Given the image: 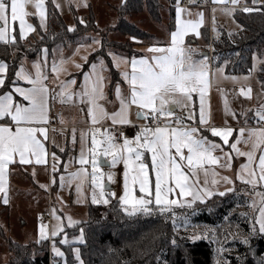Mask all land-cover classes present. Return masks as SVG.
Masks as SVG:
<instances>
[{
	"label": "snow or ice",
	"instance_id": "1",
	"mask_svg": "<svg viewBox=\"0 0 264 264\" xmlns=\"http://www.w3.org/2000/svg\"><path fill=\"white\" fill-rule=\"evenodd\" d=\"M52 2L57 9L61 7L56 0ZM69 2L75 3L78 8L89 6L87 0ZM190 2L196 3L197 0ZM212 3L224 5L220 10L228 16H233L237 11L264 16V0H252V6L245 3L243 7L241 0H212ZM125 4L126 0H122L121 7ZM28 5L35 9L34 13L26 10ZM215 11L216 8H213L212 12ZM29 15L37 16L39 27L47 29L45 0H0V43L18 48L19 40H25L29 33L35 32L34 25L26 20ZM191 16L193 13L182 7L180 0H176L175 30L170 32L167 42L153 44L146 49L145 55L132 56L130 59L108 52L114 67L119 69L122 63L126 66L120 75L128 85L125 93L120 82L116 83L114 95L119 107L111 112L102 103H110L104 90L107 64L102 57H97V61L91 63L90 72L83 73V81L78 90L71 89L77 83L72 78L59 81V91L48 86V48H42L41 58L32 61V71L27 70L22 62L11 79L10 64L0 59V89L8 88L0 94V194L5 205L9 204L11 165L47 164L46 157L49 153L45 141L48 139L47 125L51 119L50 101H58L60 104L83 105L80 111L84 112L86 108L89 123L87 129L80 130V153L78 158H74L79 168L68 171V164H65V172L59 173L60 160L55 152L50 154L53 173L50 184H57V175L61 189L71 188L75 183L77 203H84L86 197L83 186L89 182L91 203L108 205L110 198L115 197L116 193L106 189L104 180L107 177L111 182L114 173L111 170L105 172L103 168L106 166L112 169L122 162L123 192L118 197L120 211L126 217L159 216L165 222L170 220L175 233L180 227L186 229L191 226L188 213L184 211L178 214L177 209L191 210L194 213L198 202L204 204L214 196L223 197L229 192H235V181L238 180L247 186V191L251 194L248 203L251 212L242 213L249 218L250 227L247 233H243L239 230V225H236L237 231L228 232L223 239L217 236L215 228L211 230L212 242L219 244L215 249V264H231L227 255L232 249L225 246L229 239H239L250 248L254 237L264 236V104L255 109L253 117L260 126L241 127L238 130L231 126H210L208 95L215 73L210 67V57L185 42V37L190 33L200 37V28L204 24L203 11L196 12L195 18H185ZM77 19L80 25L87 26L82 17ZM16 22L19 25L18 36L15 34ZM76 30L75 24L67 26L68 32ZM212 31L218 39L220 33L215 26L214 16ZM228 35L231 37L233 33L229 32ZM88 39L92 44L103 47L102 39L98 35L81 38ZM131 40L139 42L135 36ZM85 47L91 45L79 43L76 52ZM82 59L87 62L88 54ZM66 62L63 57L59 61L53 58L50 71L57 80L61 72L67 71L64 68ZM257 62L264 63L258 61L254 55L250 74L256 69ZM75 66L82 68L83 64ZM215 71L224 74L223 66ZM21 81L28 86H21ZM219 91L224 99L225 114L235 118L236 113L230 108L224 90ZM239 91L250 98V87L247 90L242 87ZM16 96L20 99H16ZM194 97L198 98V106ZM133 108L136 119L143 120V124H134L131 119ZM178 109L183 114H178ZM247 119L245 116V123ZM105 121H111V125L106 128L98 127ZM64 122L60 115V123ZM129 125L138 129L133 137L129 138L123 132H117L116 126ZM71 131L72 143L75 144L76 129ZM205 133L213 138L218 137L221 142L210 139ZM230 137L234 138L230 140ZM240 144L247 145V150H241ZM224 146H228V151L224 150ZM60 151L65 149L61 148ZM240 157L244 161L238 164L235 178L217 171V168L233 170L234 160ZM221 184L225 186L223 191L219 190ZM40 187L47 190L49 185L40 184ZM52 215L57 223L50 230L41 223L38 242L51 240L54 255L61 258L64 264H69L65 251L57 246V237L62 236L59 244L70 248L71 264H87L81 247L87 246L85 229L80 227L79 234L71 238L66 231V228H74L85 222L67 216L65 224L64 218L56 215L55 209ZM207 236L206 231L204 238ZM190 238L195 241L201 237L193 234ZM171 244L176 246L175 237ZM236 259L243 264V257L238 255ZM258 264H264V256Z\"/></svg>",
	"mask_w": 264,
	"mask_h": 264
},
{
	"label": "trees",
	"instance_id": "2",
	"mask_svg": "<svg viewBox=\"0 0 264 264\" xmlns=\"http://www.w3.org/2000/svg\"><path fill=\"white\" fill-rule=\"evenodd\" d=\"M156 8H159L158 0H126L120 12L122 16H119L117 24L111 28V31L155 39L153 33L142 30L125 16L133 13L134 10L148 9L150 14L159 20L160 14ZM233 16L240 28L237 31L222 29L218 39L216 36L212 37L211 60L214 65L225 64L227 61L225 66L230 73H247L252 70L254 54L264 51V16L259 13L247 14L240 11ZM73 17V24L76 25L77 30L68 32L69 24L54 5L48 4L46 33L50 34L49 37L44 36L45 38L40 39L28 50L22 43L24 40H19L18 44L22 45L21 51L15 58L9 56V45L0 43V59H4L11 66L9 78H13V73L22 56L34 57L44 47L52 49L58 45H73L88 41L89 39L81 40V38L89 36V32L93 31L97 25L91 6L84 19L87 26L78 23L77 18L80 17L76 13ZM170 18L172 29L175 27V9L170 12ZM229 32L233 33L231 37L228 35ZM15 34L18 36L17 30ZM202 36L205 37V41H209L208 29H203ZM102 44L101 49L90 55L88 62L103 56L107 60L111 76L116 78L117 71L104 46H114L118 51L129 54L133 53V49H128L127 43L110 41L106 36L102 38ZM213 57L215 59H212ZM88 62L85 68L89 66ZM257 73L259 82L264 88V63L260 64ZM6 89L8 88L0 89V92ZM245 193L238 188L235 192H229L223 197L214 196L204 204L198 202L194 213L191 210L177 209L178 214L184 211L188 213L191 226L186 229L180 227L175 233L171 221L165 222L159 216L126 217L120 211L118 199L112 200L107 206L91 203L87 206L88 217L80 226L85 229L87 240V246H81L83 258L87 264H215L217 259L215 249L219 247V244L212 242L211 230L215 228L220 239H223L228 232L235 233L236 225H239V230L243 233L249 230L250 220L242 215V213L251 212L248 207L249 198ZM225 217H228L227 221ZM66 231L72 234L77 233L74 229ZM206 231L208 236L204 238ZM193 234L201 238L193 241L190 238ZM173 237H175L176 246L171 244ZM250 244L249 248L239 239L228 240L225 246L232 249L227 255L231 264H240L236 259L238 255L244 258L243 264H258L264 256V236L254 237ZM8 246L11 257L6 264H50V255L45 241L34 244L10 241ZM63 248L70 252L67 246L63 245Z\"/></svg>",
	"mask_w": 264,
	"mask_h": 264
},
{
	"label": "rangeland",
	"instance_id": "3",
	"mask_svg": "<svg viewBox=\"0 0 264 264\" xmlns=\"http://www.w3.org/2000/svg\"><path fill=\"white\" fill-rule=\"evenodd\" d=\"M47 0H45L46 2ZM52 1V0H51ZM94 6V15L96 17V28L93 31H90V34L98 35L101 39L106 36L108 40L120 42V43H127L128 49H133V45L137 42L131 40V37L135 36L137 41L139 42H151V41H162L166 39L169 35V29H171V18L170 12L175 9V0H158L159 8L158 10L160 14V19H155L148 9H144L142 11H135L131 14H127L125 16L126 19L135 23L139 28L145 30L147 32L153 33L155 35V39H145L140 38L136 35H126L119 31H111V28L114 27L117 22L119 16H122L121 7L122 0H88ZM87 1V2H88ZM110 1V3H109ZM57 3L61 5L58 11L61 13L65 21L71 25L73 24V11L74 9L77 11L78 16L81 18H85L87 16L86 8L87 7H77L75 3H70L69 0H56ZM198 3L203 4V2H209L205 0L197 1ZM248 3H252V0H247ZM53 3V2H52ZM192 5L194 3H191ZM198 5V4H195ZM199 6V5H198ZM147 8V7H146ZM222 7H217L214 13L215 15V26L218 29L219 26L225 28L228 31H237L240 27L234 16H228L223 13L220 9ZM85 10V11H84ZM39 19V18H38ZM48 21V16H47ZM218 21V23H217ZM48 26V25H47ZM48 27L46 30L40 29L39 32L33 35L32 38H28L24 40L22 43L25 45V49L31 48L37 44V42L42 39L44 36L49 37ZM215 34V33H214ZM213 35V34H212ZM203 37V36H202ZM45 38V37H44ZM192 45L196 47H202L201 52L208 51L209 57H212V37L209 36V41H205V37L201 38L200 42H192ZM21 46L18 44V48ZM57 48V47H56ZM106 51L108 52L113 50L117 51L114 46H104ZM101 49V47L99 48ZM98 49V50H99ZM19 51V52H20ZM97 51V50H96ZM258 61H264V51L262 53H255L254 54ZM260 62H257L256 69L254 71L247 72V73H230L226 71L225 64L221 65H214L215 70L223 66L225 76L229 77L228 79L224 80V91L225 94L230 97L229 99L235 98L238 100L237 103H232L228 101L230 108L233 110V105L238 104V116L240 121H245V116H247V122L253 119V114L255 109L258 108L260 105L264 104V90L260 89L252 83L253 76L256 75L257 71L260 67ZM253 69V66H252ZM215 73L217 75H221L219 72ZM223 74V75H224ZM230 77H236V80L231 79ZM247 77V79H245ZM114 78V77H113ZM120 79L117 75L114 80ZM245 88L247 90L249 87L251 88V96L245 97L240 94V88ZM255 94L256 97V104L253 102L252 95ZM226 96V98H228ZM243 96V98H240ZM244 113V115H241ZM228 120H232L231 115H226ZM137 120V119H136ZM138 124H143V120H138ZM256 121V120H255ZM124 127L118 128L117 132L124 133ZM208 135V134H206ZM209 138H211L209 136ZM213 138V137H212ZM211 138V139H212ZM215 139V138H213ZM122 142V141H121ZM58 144V148L61 149V142L56 143ZM228 147H224L226 151ZM71 152L69 150H65L63 152L56 151V154L59 155L62 159H65ZM240 161H244V159H240ZM238 164H234V170L237 168ZM16 171L12 173V184H11V199L9 204L5 205L4 203H0V264H6L10 257L11 253L8 251V243L10 241H17L23 244H34L40 240L39 237V227L40 224L43 223L49 227L56 224L57 221L53 218L52 212L53 209L56 211V215L64 218L65 224L67 223L66 217L71 216L75 220L85 221L88 217V210L87 206H78L75 202H71L70 204L62 203L58 198L56 199L53 196L52 191L54 189L57 190V184H50V179L47 178L45 173V169H34V168H27L25 166H20L19 168H14ZM73 169V168H72ZM74 170V169H73ZM103 170L105 172L112 171L114 173L113 180L109 182L107 177H105V184L106 189L108 191H112L116 193L115 197L110 198L111 203L112 200L118 199V197L123 192V163H118L114 168L109 169L108 167H104ZM33 171H35V176H33ZM50 172L48 171V177ZM32 174V176H30ZM202 180V177H201ZM40 184H48L49 187L47 190L40 187ZM224 185L221 184L219 186V190L222 191L224 189ZM240 189L245 193V195L249 198V202L251 200V194L247 191V186L242 184L240 181H235V189ZM52 193V198L50 194ZM138 194V190L137 193ZM209 200V199H208ZM108 204V205H109ZM107 206V205H106ZM47 215H50L51 220L50 222L45 218ZM79 225L74 228H66L74 229L77 233H70L67 232L69 238L79 234ZM50 230V228H49ZM62 236L57 237V246L61 248L62 251H65L67 260L69 264L72 262L71 251L68 252L63 248V245L59 244V239ZM46 246L49 251L50 261L54 263L58 261L60 264H64L63 260L59 257H56L51 250V240H46ZM65 246V245H64ZM78 246V245H74ZM68 247V246H67ZM69 248V247H68Z\"/></svg>",
	"mask_w": 264,
	"mask_h": 264
},
{
	"label": "crops",
	"instance_id": "4",
	"mask_svg": "<svg viewBox=\"0 0 264 264\" xmlns=\"http://www.w3.org/2000/svg\"><path fill=\"white\" fill-rule=\"evenodd\" d=\"M88 1V0H87ZM241 2H247V0H241ZM110 3V1H109ZM48 4H52L51 0H47L46 1V6H47V13H48ZM111 4V3H110ZM88 7L85 9L87 12V15L89 13L90 10V6L94 12V6L93 4L88 1ZM55 6V5H54ZM182 6V5H181ZM182 7H186V6H182ZM217 7H224V5H216L212 3V0H210L209 2H203L202 5H195V4H191L190 6H187L186 8H188L192 13L193 16L191 17H185V18H195V13L199 12V11H203L204 12V24L201 25L200 28V32H201V36L200 37H196L194 34L190 33L188 36L185 37V42L187 45L191 46V47H195L194 45H192V42H200L202 37V31L203 29H208L209 31V35L210 37H214L215 34L212 31L213 28V16L215 17L214 13L212 12L213 8H217ZM26 10L29 13H34L35 9L31 6L28 5L26 6ZM84 10V11H85ZM76 13L77 11L74 9L73 14ZM61 14V13H60ZM48 16V15H47ZM78 16V14H77ZM79 17V16H78ZM85 19V18H84ZM26 20L33 24L35 27V32L33 33H29L28 37L25 39L27 40L28 38H32L34 34H36L37 32L40 31V27H39V19L37 16L35 15H29L28 17H26ZM65 20V19H64ZM74 20V17H73ZM216 22V19H215ZM218 23V21H217ZM47 25H48V21H47ZM15 30L18 31V22H16L15 24ZM48 27V26H47ZM240 27V25H239ZM222 29H225L223 27H221V25L218 28L219 33L221 32ZM44 30V29H42ZM175 30V27L172 29H169V34L171 31ZM168 34V35H169ZM213 34V35H212ZM89 36H96L93 34L89 33ZM169 39V36L162 40V41H151V42H137L133 45V53L129 54L126 52H121V51H113L111 50V52L115 53L118 57L123 55L125 57H128L129 59L132 56H141V55H145L146 54V49H148L151 45L153 44H158V43H164L167 42ZM85 45H91V47H85V48H80L79 52H76V49L78 47V44H69V45H58L55 46L52 49H49V55H48V65H49V72H48V86L50 89L55 88L56 91H59V81H63V80H69L72 78H75L77 83L75 85L71 86L72 90H78L80 88V84L83 81V73L84 72H90V65L92 62L97 61L96 59H92L91 61L88 62L90 55L95 52L92 51L93 48H96L97 50L100 48L97 45L92 44V41L89 39L88 41H84L82 42ZM57 47V48H56ZM45 48V47H44ZM202 47H196L195 49L201 51ZM53 50H56L55 52ZM20 48H14L13 46H9V56L11 58H15L17 56V54L19 53ZM76 52L75 55H73V53ZM109 52V50H108ZM107 52V54H108ZM88 54V60L87 62L89 63V66L87 68H85V64L87 62H85L82 57L84 55ZM109 56V55H108ZM61 57H63L67 62L64 64V68H66V72H61L59 74V79L57 80L55 78V74L51 73L50 71V66L52 63L53 58H55L57 61H59L61 59ZM98 57H102L105 61V63L107 64V70L104 72V75L106 77L105 80V93L107 96V101L108 102H104L102 101V103H105V107L107 108V110L109 112L114 111L116 108L119 107L118 102L115 99V95H114V88L117 82H120L121 84V88L122 90L127 93L128 90V85L123 81V78L120 75V72L123 71L125 69V65L122 63L120 65V68L117 69L116 67L115 70L117 71V74L119 76L120 79H118L117 81L114 80V78L111 76L110 73V68L109 65L107 63V60L103 57V56H98ZM110 57V56H109ZM38 58H41V52H39L36 56L34 57H29V56H22L21 59L19 60L18 66L16 69L19 68L20 64L23 62L24 66L27 70L32 71V61L37 60ZM110 60L112 62V58L110 57ZM73 61L75 63H73ZM76 64H83L82 68H77L75 65ZM113 65V64H112ZM210 67L213 70V72L215 73V67L214 64L212 63L211 57H210ZM227 71V70H226ZM258 72V71H257ZM225 74L224 75H217L216 73L213 75L212 77V83H211V87L209 90V95H208V103L210 106V126H217V127H224V126H231L234 130H238L241 127H257L260 126L256 123L255 119L253 118L250 123H245V121H240L239 116H238V104H234L233 105V110L236 113L235 118H233V116H231L232 120H228L224 111V99L221 97L220 95V89L224 90V80H225ZM21 86L23 87H27V83L24 81H21ZM252 83L254 84V86L263 89L264 88L261 86L259 79H258V73H256L255 76H253L252 78ZM8 89L4 90L7 91ZM3 92V91H2ZM2 92H0V94H2ZM225 92V91H224ZM227 96V95H226ZM228 97V96H227ZM253 102L254 104H256V95L253 94ZM16 99H20V97L16 96ZM230 97L227 98V101H230L232 103H237L238 100L235 98L229 99ZM240 98H243V96H240ZM196 105L198 106V98L194 97ZM83 107V105H75V104H60V109H61V113H62V117L64 119V126H62L58 132V134H52L51 136V147L49 146V142L48 139L45 141V145H46V149L47 152L49 153V155L46 157L47 160V164L46 165H20L19 163L13 164L10 166V176H9V201L11 199V184H12V173H14L16 171V169L14 168H19L20 166H25L27 168H34V169H45V173L47 175V178H49L51 180V177L53 176V173L51 171V164H52V158H51V153L58 151L61 152L60 149L58 148V144L61 142V148H64L65 150H69V152H71L65 159L61 160V157L59 155L56 154V156L59 158L60 160V165L59 167V173H64L65 169H64V165L68 164V171H75L77 168H79V165L77 163L74 162V158H78L79 157V153H80V130L81 129H87L89 127V123H88V118L86 116V110L84 112L80 111V109ZM178 114H183L182 112H180V110H177ZM254 117V114H253ZM131 119L133 120L134 124H138V120H136V116H135V108L132 109V114H131ZM227 122V124L225 123ZM111 125V121H105L102 124L98 125V127L101 128H106L109 127ZM124 127V134L126 136H128L129 138L133 137L136 133V131L138 130L136 127L133 126H123ZM75 128L76 129V142L75 144L72 143V129ZM48 129V128H47ZM208 133H205V135ZM48 135V132H47ZM210 136V134H208ZM235 135V132H234ZM211 137V136H210ZM212 138V137H211ZM210 138V139H211ZM234 137H230V140H232ZM213 139V138H212ZM217 140V142H221L219 140L218 137L215 138ZM54 142V143H53ZM90 143V141H89ZM224 147H228V146H224ZM239 147L241 148V150H247L248 146L245 144H240ZM228 151V149L226 150ZM217 155H220L219 152L216 153ZM243 157L237 158L236 160H234V164H239L242 163L240 161V159H242ZM244 159V158H243ZM238 167V165H237ZM74 170H73V169ZM236 170V169H235ZM235 170H231V171H225L223 169L217 168L218 172H221L224 175H228L231 176L233 178H235ZM48 171L50 172L49 177H48ZM32 176V174L30 175ZM57 182H58V175H57ZM224 190V189H223ZM222 190V191H223ZM83 192H84V196L86 197L84 203H77V199H78V194L75 190V183H73V185L71 186V188L69 187H65L63 189L57 188L54 189L53 196H55V198L58 199L65 204H70L71 202H75L76 205L78 206H88L89 204H91V200H90V196H91V185L89 182H86L83 186ZM52 193L50 194V197L52 198ZM0 203H3L2 201V194H0Z\"/></svg>",
	"mask_w": 264,
	"mask_h": 264
},
{
	"label": "built area",
	"instance_id": "5",
	"mask_svg": "<svg viewBox=\"0 0 264 264\" xmlns=\"http://www.w3.org/2000/svg\"><path fill=\"white\" fill-rule=\"evenodd\" d=\"M180 2H181L182 6H186L187 7V6L191 5L190 0H180ZM245 3H247L249 6H252V3L241 2V7H243V5ZM194 4L201 5V3H198V2H196ZM228 6H230V5H228ZM85 110H86V108H85ZM58 113L60 115H62L61 109H60V103L58 101L57 102L50 101V117H51V119H50L49 124L47 125V128H48V142H49V146L50 147H51V136H52V134H54V133L58 134L60 128L62 126H64V124L60 123V115H57ZM122 127L123 126H116V129L122 128ZM53 129H55V131H53ZM45 218L50 222V220H51L50 215H47ZM49 228L51 229L50 224H49ZM51 262L52 261H50V264H52Z\"/></svg>",
	"mask_w": 264,
	"mask_h": 264
},
{
	"label": "water",
	"instance_id": "6",
	"mask_svg": "<svg viewBox=\"0 0 264 264\" xmlns=\"http://www.w3.org/2000/svg\"><path fill=\"white\" fill-rule=\"evenodd\" d=\"M199 1V0H197ZM204 53H206L207 55H209V52L208 51H204ZM55 264H58V261H55Z\"/></svg>",
	"mask_w": 264,
	"mask_h": 264
}]
</instances>
